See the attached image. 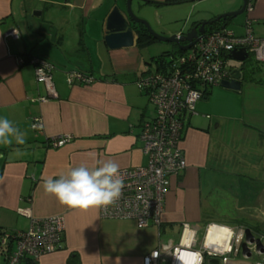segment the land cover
<instances>
[{"label":"crops","instance_id":"obj_1","mask_svg":"<svg viewBox=\"0 0 264 264\" xmlns=\"http://www.w3.org/2000/svg\"><path fill=\"white\" fill-rule=\"evenodd\" d=\"M175 1H178L175 5H180L203 0ZM208 1L212 7L206 13L211 17L208 21L236 12L243 5V0ZM254 1V11L242 15L238 24L244 32L246 22H252L254 37L264 40V0ZM98 4L97 0H66L64 6L56 0H0V117L8 118L25 133L22 145L15 142L0 145V212H15L31 220L30 225L33 220L60 217L66 226L63 248L42 257L38 264H143L151 252L146 251L135 259L101 260L84 252L79 261L76 254L86 245L80 244L79 235L96 231L102 225L100 207L68 208L46 194L42 186L45 179L67 175L70 169L81 164L91 169L98 161L112 160L121 170L148 163L140 134L154 107L139 90L137 81L146 73V66L153 68L148 62L149 49L144 50L138 43L131 50L107 48L103 40L106 20L118 5L110 6L105 15H99L97 31L82 29L83 20L91 19ZM54 8H61L56 10V15L67 17L74 26L70 41V28H65L64 32L58 30L56 42L52 43L41 30L42 22L33 16L35 11L44 15ZM236 19L219 23L223 29L240 36L230 29ZM190 30L188 27L184 33L183 27L177 36ZM12 31L18 32L17 38L7 37ZM71 41L75 49L70 48ZM174 46L177 52L179 46ZM157 50L156 46L152 51L155 54ZM27 57L43 58L55 66L53 93L38 83L32 62L18 64L19 58ZM249 58L255 59L252 55ZM261 67L254 75L249 74L248 66L242 67L247 79L243 80L240 92L220 87L242 95L237 115L209 113L211 96L215 94L213 88L185 121L181 148L187 169L171 179L162 218L164 226L178 221H181L180 229L187 222L206 226L233 221L240 226L238 221L245 223L251 219L250 211L264 217V66ZM73 70L90 74L95 81L90 85H71L67 82V73ZM41 97L48 100L40 101ZM35 118L42 122L43 130L32 129ZM61 135L74 139L62 148H51L48 142ZM233 194L237 198L234 202L229 200ZM238 212H245V217H238ZM259 225L261 228L255 225L254 230L264 233L260 222ZM0 253L4 264H8L1 247Z\"/></svg>","mask_w":264,"mask_h":264},{"label":"built area","instance_id":"obj_2","mask_svg":"<svg viewBox=\"0 0 264 264\" xmlns=\"http://www.w3.org/2000/svg\"><path fill=\"white\" fill-rule=\"evenodd\" d=\"M215 28L189 51L171 56L164 69L146 66V73L137 85L155 108L154 118L143 123L140 134L148 163L120 170L124 187L113 204L100 207L102 218L133 220L140 228L161 226L171 179L187 169L181 148L185 121L196 112L206 90L220 87L241 68L243 63L233 60L234 53L246 50L256 61L264 63V40L254 37L252 22H246L243 36L222 27ZM7 37L17 38L18 32L12 31ZM26 61L36 66L38 83L53 93L55 66L33 57L19 58L18 64L22 66ZM94 81V76L78 70L67 73V82L71 85H90ZM55 96L57 98V94ZM45 100L48 98H40V101ZM32 129L43 130L42 122L33 119ZM73 139V136L61 135L48 143L58 149ZM65 229L60 217L33 220L27 232L17 231L0 237V247L9 255L8 264H38L46 254L61 250ZM205 256L221 257L222 264H264V236L241 226L231 228L212 223L193 227L185 223L177 244L171 241L167 246L154 249L143 264H215L211 260L205 262ZM240 256L245 260L236 259ZM254 258H257L254 263L246 261Z\"/></svg>","mask_w":264,"mask_h":264},{"label":"rangeland","instance_id":"obj_3","mask_svg":"<svg viewBox=\"0 0 264 264\" xmlns=\"http://www.w3.org/2000/svg\"><path fill=\"white\" fill-rule=\"evenodd\" d=\"M59 1L62 6L65 5L66 0H56ZM100 4L92 11L91 19L83 20L82 29L87 28L89 31L95 32L99 29L100 22H97L96 19L99 18V15H105L110 6H115L119 10L126 12L127 8V0H97ZM148 1H151L148 3ZM118 3V4H117ZM102 6V8H101ZM57 8V7H56ZM101 8V10H99ZM211 5L208 0H203L200 2H194L189 4H180V5H166V0H133L132 1V11L133 14L141 20L146 21L152 29L159 35L164 37L175 36L185 29L187 32V28L195 21H199L203 19L204 21H208L211 17L206 15L211 10ZM113 9V10H114ZM56 10H62L61 8L53 9L51 12L49 10L46 11L44 15L38 21L42 22V25H49L57 30L65 31V28H70L68 31L69 41L71 40L75 30L74 26L67 19V17H59L56 15ZM112 10V11H113ZM64 11H66L64 9ZM101 11V12H100ZM67 13V11H66ZM244 16V15H243ZM238 17L234 24L230 25V29H232L237 35H244L245 30L243 32V28L240 27L238 23H240L242 18ZM57 18V19H53ZM70 18V17H68ZM59 19V20H58ZM37 20V19H36ZM239 20V21H238ZM89 21V22H88ZM87 22V23H86ZM187 23V27L183 24ZM77 28V26H75ZM71 49H75L76 45L71 41L69 43ZM157 46V53L154 54L152 51ZM175 46L169 43H160L158 41H154L152 44L145 46L144 50H148L150 53V57L148 58L149 63H153V57H158L164 53H174ZM153 69L156 68V64H152ZM215 94L211 96V108L209 109V113H215L221 116H235L237 115L238 107L242 102V95L239 93H230L224 91L220 87H214ZM155 109L151 110V116L154 117ZM210 115V114H209ZM151 117V118H152ZM234 181V179H233ZM238 184L239 181H234ZM245 183V182H244ZM248 183V182H247ZM235 190V188H234ZM230 201L234 202L237 198L233 195L229 198ZM259 201L257 202V204ZM1 210V209H0ZM249 215L251 219H247V221L239 222L241 228H246L247 231H251L252 233H259L257 230H254V226H258L259 222L262 225V229L264 230V217L255 213L254 211H250ZM237 216L240 218L245 217V212H238ZM253 219V220H252ZM31 221V220H30ZM30 221L24 216L20 217L15 212H0V227L4 229V231L13 233L15 231L27 232L30 229ZM102 225L97 228L96 231L91 232H82L79 235V242L83 246V251L78 256L79 261L84 257V252L86 255H89L91 258L101 260V259H113V258H122V259H135L142 256L146 251L152 252L154 249L160 246H167L171 241L174 243H178L180 237V223H174L173 225H165L166 232L160 235V230L158 227L152 226L151 228L141 229L137 226L135 221L133 220H103ZM221 221L218 219L217 223ZM188 223V222H187ZM189 224V223H188ZM226 224L231 228H237V222H226L222 225ZM193 227L198 226L197 223L191 224ZM202 226L204 224H201ZM263 232V231H262ZM64 241V239H63ZM63 248V246L61 247ZM7 252V251H5ZM150 252V253H151ZM149 253V254H150ZM1 254V253H0ZM53 254V253H52ZM148 254V255H149ZM50 255L46 254L45 256ZM83 256V257H82ZM221 257H213L210 258L205 256V262L215 261V264H222ZM238 260L244 261L243 256L236 258ZM144 260V259H143ZM250 263H254L257 261V258L246 260ZM0 264H4V258L0 255Z\"/></svg>","mask_w":264,"mask_h":264},{"label":"clouds","instance_id":"obj_4","mask_svg":"<svg viewBox=\"0 0 264 264\" xmlns=\"http://www.w3.org/2000/svg\"><path fill=\"white\" fill-rule=\"evenodd\" d=\"M22 145L25 133L6 117H0V145ZM43 190L71 209L88 210L113 204L124 187L119 165L112 160L98 161L95 168L81 164L67 175L43 181Z\"/></svg>","mask_w":264,"mask_h":264},{"label":"water","instance_id":"obj_5","mask_svg":"<svg viewBox=\"0 0 264 264\" xmlns=\"http://www.w3.org/2000/svg\"><path fill=\"white\" fill-rule=\"evenodd\" d=\"M132 1L127 0V8L126 12L115 8L110 15L108 16L105 24V33H104V43L107 48L112 51L117 50H131L135 47L136 43L139 42L140 33L135 31L130 25L133 23L134 25L144 27L146 32L155 40L160 43H169L172 45L179 46L183 51L189 50L191 47L195 45L194 40H199V36L203 37L206 33L205 26H212L214 24L219 23L222 20H234L239 16L244 14H249L254 11L256 2L254 0H243V5L240 10L236 12L226 13L220 16H217L213 20L210 21H202L200 22V26L193 22L190 27V31L187 34L179 37V35L164 37L162 35L157 34L152 27L144 20L138 19L132 11ZM43 13L41 11H35L33 16L37 19L42 17ZM199 27V28H198ZM42 32L51 38V42L55 43L57 39L58 30L49 25H42ZM187 42L188 44L182 46L181 44ZM249 57V53L246 50H242L239 53H234L232 55L233 60L237 62L244 63ZM244 80V75L242 70L238 69L234 71V75L231 80L224 81L221 84V88L229 91L240 92L242 90V84Z\"/></svg>","mask_w":264,"mask_h":264},{"label":"trees","instance_id":"obj_6","mask_svg":"<svg viewBox=\"0 0 264 264\" xmlns=\"http://www.w3.org/2000/svg\"><path fill=\"white\" fill-rule=\"evenodd\" d=\"M181 1H183V0H181ZM151 1H148V3H150ZM225 21V20H224ZM216 26H218V28H220V27H222V26H220V23H217V25ZM215 26V27H216ZM214 27V28H215ZM142 28H144V27H142ZM213 28V29H214ZM212 29V27H211V30H213ZM210 30V31H211ZM155 40L146 32V30H145V33H140V38H139V42H138V44L140 45V47H142V48H144L145 46H148V45H150V44H152L153 42H154ZM182 49H180V48H178V51L177 52H175V53H164V54H162V55H160V56H158V57H153L152 59H153V61H154V63H152V64H156V66H157V68L159 69V68H162V69H164V66H165V62L167 61L168 62V59L171 57V56H174V54H178V55H181V54H183L184 52H182L181 51ZM27 58H30V57H27ZM38 59H41V60H43V58H38ZM250 59V58H249ZM248 59V61L247 62H245V63H243L242 64V67H246V66H248L249 68H247V71L249 72V74H251V75H254L255 74V72H257V71H260L261 70V68H263V67H261V66H264V63H261V62H258V61H256V59H253V58H251L250 60ZM241 70L243 71L244 69L243 68H241ZM244 79H247L246 78V76H245V74H244ZM249 80V79H248ZM138 82V81H137ZM248 82V81H247ZM250 82H251V80H250ZM252 83V82H251ZM213 88H211V89H208V90H206V92H205V95L206 96H208V95H210L211 94V90H212ZM140 90V89H139ZM141 91V90H140ZM142 92V91H141ZM143 94H145L144 92H142ZM146 95V94H145ZM147 96V95H146ZM148 97V96H147ZM148 99H149V97H148ZM149 102H150V99H149ZM151 105H152V103H150ZM153 106V105H152ZM155 109V108H154ZM155 116V115H154ZM152 118H154V117H152ZM152 118H150V119H152ZM147 120H149V119H147ZM146 120V121H147ZM145 122V121H144ZM142 126H143V124H142ZM102 218V217H101ZM102 219H104V218H102ZM106 220H119V219H106ZM151 226H154V227H158L159 228V230H160V235H162L163 233L165 234V232H166V226H164L163 225V221H162V224H161V226H156V225H151ZM151 226H149V227H151ZM183 226V225H182ZM182 226H181V229H182ZM15 232H17V231H15ZM8 233H10V232H7V231H4V229L2 228V227H0V237H2L3 235H6V234H8ZM260 233V234H259ZM259 233H256L258 236H264V233L263 232H259ZM181 234V233H180ZM8 256L9 255H7L6 254V257L8 258Z\"/></svg>","mask_w":264,"mask_h":264},{"label":"flooded vegetation","instance_id":"obj_7","mask_svg":"<svg viewBox=\"0 0 264 264\" xmlns=\"http://www.w3.org/2000/svg\"><path fill=\"white\" fill-rule=\"evenodd\" d=\"M168 1L169 2L166 3L167 5L168 4L175 5V4L178 3V1H175V0H168ZM130 25L132 26L133 29H135L136 32L138 31L139 33H145V28H142L141 26L134 25L133 23H131ZM216 25L217 24H214V25L210 26V28H208V29L206 28V32L205 33H207V31H210L211 30V27L213 29Z\"/></svg>","mask_w":264,"mask_h":264},{"label":"bare ground","instance_id":"obj_8","mask_svg":"<svg viewBox=\"0 0 264 264\" xmlns=\"http://www.w3.org/2000/svg\"><path fill=\"white\" fill-rule=\"evenodd\" d=\"M199 23H200V22H199ZM199 23H196V25H198L199 27H201ZM199 27H198V28H199ZM206 28L208 29V28H210V26L208 27V25H207V26H205V29H206ZM211 31H212V30H211ZM209 32H210V31H207V33H206L203 37H205ZM199 37H200V36H199ZM203 37H200V39L203 38ZM200 39H199V40H200ZM197 41H198V40H197ZM197 41L195 40V43H196ZM241 68H242V66H241ZM241 68H240V70H241ZM242 72H243V71H242ZM6 254H7V253H6Z\"/></svg>","mask_w":264,"mask_h":264}]
</instances>
